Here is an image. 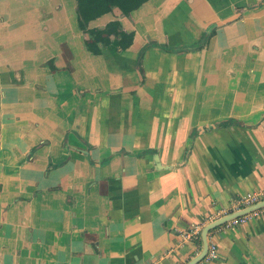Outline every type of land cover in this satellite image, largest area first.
<instances>
[{
	"label": "crops",
	"instance_id": "1",
	"mask_svg": "<svg viewBox=\"0 0 264 264\" xmlns=\"http://www.w3.org/2000/svg\"><path fill=\"white\" fill-rule=\"evenodd\" d=\"M112 21L132 43L95 55L76 0H0V264H186L264 191V0ZM208 239L198 264H264V214Z\"/></svg>",
	"mask_w": 264,
	"mask_h": 264
},
{
	"label": "trees",
	"instance_id": "2",
	"mask_svg": "<svg viewBox=\"0 0 264 264\" xmlns=\"http://www.w3.org/2000/svg\"><path fill=\"white\" fill-rule=\"evenodd\" d=\"M148 0H76V15L78 28L84 33H90L93 41L88 44V50L97 55L101 47L110 45L116 40L121 50H126L132 43L133 32H126L118 21L107 23L103 27L88 29V23L104 14L118 8L128 17ZM115 35L116 37H111ZM95 39V40H94ZM101 43V46L98 45Z\"/></svg>",
	"mask_w": 264,
	"mask_h": 264
},
{
	"label": "built area",
	"instance_id": "3",
	"mask_svg": "<svg viewBox=\"0 0 264 264\" xmlns=\"http://www.w3.org/2000/svg\"><path fill=\"white\" fill-rule=\"evenodd\" d=\"M263 200H264V191L247 193L243 196H240L239 198H236V200L232 202V209H233L232 211L235 212V211L242 210L246 207H249ZM263 214H264V207L251 211L250 213H247L240 217L231 219L229 220V222L232 224L246 223L252 218L263 215ZM199 231H200V227L196 226L193 230V234L197 235ZM216 257H217V246L214 242L208 239V247H207V251L203 259L212 260V259H215Z\"/></svg>",
	"mask_w": 264,
	"mask_h": 264
},
{
	"label": "water",
	"instance_id": "4",
	"mask_svg": "<svg viewBox=\"0 0 264 264\" xmlns=\"http://www.w3.org/2000/svg\"><path fill=\"white\" fill-rule=\"evenodd\" d=\"M264 207V200L260 201L258 203H255L249 207H246L242 210L239 211H235L232 212L230 214H227L225 216H222L212 222H209L207 225H205L201 231V250L199 251V253L193 258L191 259L188 263L186 264H198L205 256L206 251H207V247H208V233L213 230L214 228L225 224L226 222H228L231 219L240 217L242 215H245L247 213H250L251 211L257 210Z\"/></svg>",
	"mask_w": 264,
	"mask_h": 264
},
{
	"label": "rangeland",
	"instance_id": "5",
	"mask_svg": "<svg viewBox=\"0 0 264 264\" xmlns=\"http://www.w3.org/2000/svg\"><path fill=\"white\" fill-rule=\"evenodd\" d=\"M162 1H163V0H155V3L158 2V5H160V3H161ZM177 6L180 7L179 5H177ZM144 19H145V16H144V15H142V16L139 15V16H138V21H139V23H141V24L144 23ZM86 37H87V36H86ZM111 37H116V36H115V35H113V36L111 35ZM89 38H91L90 35H89ZM98 44H100V43L98 42Z\"/></svg>",
	"mask_w": 264,
	"mask_h": 264
}]
</instances>
